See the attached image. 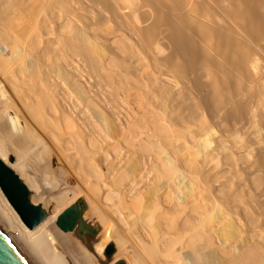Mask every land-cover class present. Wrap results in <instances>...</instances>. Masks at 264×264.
I'll return each instance as SVG.
<instances>
[{
  "label": "bare ground",
  "instance_id": "6f19581e",
  "mask_svg": "<svg viewBox=\"0 0 264 264\" xmlns=\"http://www.w3.org/2000/svg\"><path fill=\"white\" fill-rule=\"evenodd\" d=\"M36 1L43 0H0V160L41 217L27 227L1 189L0 207L42 264H264L259 204L240 207L221 188L217 199L198 178L196 156L212 154V139H203L204 150H170L169 125L153 132L122 98L126 76L118 77L120 60L101 33L115 0H54V21L57 11L40 14ZM215 1L264 43V0ZM140 3L153 10L140 36L149 41L162 28L170 45L163 59L179 75L206 68L208 89L197 104L221 108L248 76V44L187 11V0ZM105 8L112 15L98 16ZM242 106L228 105L225 116ZM74 205L85 206L81 215ZM67 210L71 230L56 224Z\"/></svg>",
  "mask_w": 264,
  "mask_h": 264
},
{
  "label": "rangeland",
  "instance_id": "374dc122",
  "mask_svg": "<svg viewBox=\"0 0 264 264\" xmlns=\"http://www.w3.org/2000/svg\"><path fill=\"white\" fill-rule=\"evenodd\" d=\"M114 2L113 5L118 7L117 16L102 22L101 33L115 58L120 60V66L117 67L120 69L118 77L126 76L118 88L122 98L126 99L127 106L155 133L158 132L159 123L168 124L167 130L173 133L167 148L178 150L179 154L198 147L204 150L203 139L211 138V144L216 146L212 154L204 157L202 151L196 156V161L199 162L198 178L212 184L217 199H221V188V192L233 196L230 200L240 207L258 203L261 210L259 214L256 212L258 215L255 224H262L264 231V158H261L264 156L263 41L252 39L236 20L228 17L223 11L224 2L187 0V11L192 7L194 14L201 21L227 27L251 49L248 76L239 87L231 89L221 108L211 110L206 104H197L208 89L207 69L179 75L170 67L169 62L163 59L170 51L163 29L149 41L139 34V28L152 17V8L141 4L140 0ZM38 3L40 14L44 11H57L53 16L54 21L59 4L54 0ZM207 10L209 15L204 14ZM102 11L98 16L111 14L107 8ZM141 12H145L147 17L139 19ZM129 31L135 33L136 39L128 34ZM142 78L146 84L141 82ZM128 87L131 89L128 90ZM235 102L242 103L241 113L233 117L225 116L227 106ZM191 133H196L197 139L188 140L186 134L189 136ZM231 215L234 216L233 213ZM241 217L243 219V216ZM231 221L232 229L237 228L236 221L233 218ZM261 233V243L264 244V232ZM262 260L264 262V250Z\"/></svg>",
  "mask_w": 264,
  "mask_h": 264
},
{
  "label": "water",
  "instance_id": "95a60500",
  "mask_svg": "<svg viewBox=\"0 0 264 264\" xmlns=\"http://www.w3.org/2000/svg\"><path fill=\"white\" fill-rule=\"evenodd\" d=\"M0 189L22 222L27 227L33 228L40 220L41 209L39 206L29 201L27 192L22 183L1 160ZM83 208H85L84 205H74L72 209L74 212L78 211L79 215H81ZM69 212L70 210L65 211L56 220V224L63 230H71L73 227V220H70L68 217ZM114 252L115 248L112 243H109L104 249V255L107 258H111ZM0 264H42L1 207ZM118 264L124 263L120 262Z\"/></svg>",
  "mask_w": 264,
  "mask_h": 264
}]
</instances>
